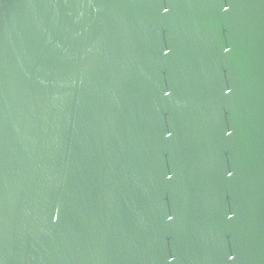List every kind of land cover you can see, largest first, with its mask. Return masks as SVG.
Masks as SVG:
<instances>
[{"label": "water", "instance_id": "water-1", "mask_svg": "<svg viewBox=\"0 0 264 264\" xmlns=\"http://www.w3.org/2000/svg\"><path fill=\"white\" fill-rule=\"evenodd\" d=\"M0 264H264V0H0Z\"/></svg>", "mask_w": 264, "mask_h": 264}, {"label": "snow or ice", "instance_id": "snow-or-ice-1", "mask_svg": "<svg viewBox=\"0 0 264 264\" xmlns=\"http://www.w3.org/2000/svg\"><path fill=\"white\" fill-rule=\"evenodd\" d=\"M165 11H167V9H165ZM225 11H227V9H225ZM225 50L228 51V49H225ZM230 91H231L230 88L227 89V90H226V94H227V92H230ZM229 134H230V133H229ZM229 175H231V173H229ZM170 178H171V177H169V179H170ZM230 218H231V217H229V219H230ZM168 219L171 220L172 217L169 216ZM224 257L226 258V260H234V259H236L235 255L232 254V253H230V252H225V253H224Z\"/></svg>", "mask_w": 264, "mask_h": 264}]
</instances>
